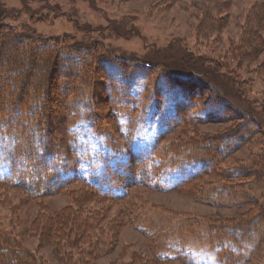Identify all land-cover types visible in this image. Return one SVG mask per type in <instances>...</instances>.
<instances>
[{
    "label": "rangeland",
    "instance_id": "1",
    "mask_svg": "<svg viewBox=\"0 0 264 264\" xmlns=\"http://www.w3.org/2000/svg\"><path fill=\"white\" fill-rule=\"evenodd\" d=\"M260 1L0 0V48L13 32L26 38L2 51L4 70L18 47L34 58H20L19 72L37 79L50 65L47 45L65 41L144 73L125 79L135 94L118 108L111 96L125 91L122 78L108 86L100 72L86 71L87 57H81V77L67 104L70 131L82 146L75 177L33 199L0 185V223L21 246L45 264H264L263 35L258 46L245 43L249 11ZM179 64L191 66L193 77ZM197 74L202 77L193 79ZM183 85L196 93L186 95L187 105H178L185 108L170 124L173 105L185 100ZM168 97L171 107L164 109ZM209 111L216 117L208 118ZM8 150L0 138V177ZM84 153L99 165L113 155L118 169L135 157L133 177L116 180L112 196L89 189L95 173L84 172L91 165ZM203 155L206 169L171 189L176 174L192 169L179 164ZM63 213L75 215L66 222L75 227L57 229L67 240L57 243L41 231L50 220L40 217Z\"/></svg>",
    "mask_w": 264,
    "mask_h": 264
},
{
    "label": "trees",
    "instance_id": "2",
    "mask_svg": "<svg viewBox=\"0 0 264 264\" xmlns=\"http://www.w3.org/2000/svg\"><path fill=\"white\" fill-rule=\"evenodd\" d=\"M247 26L248 39L247 37L245 38V43L254 46L262 44L259 36L263 35L262 37L264 38V0L255 3L251 7L247 19ZM250 33L252 35H249ZM3 35L5 34L3 33L2 27H0V45L5 40ZM8 37L10 43H7V41L4 42L5 47L0 48V55L3 50L14 48L15 44L21 46L26 42V38L15 32ZM39 41L46 45L48 44L46 41ZM62 42L63 44L59 45H47L45 48L48 51L46 58L50 61V65L47 69L46 67L43 69L42 75L37 79L32 77L31 73H25V69L23 74L19 72L20 58H34L31 54H26L27 56L20 54L18 47L4 60L3 64L9 65L10 69L4 70L3 67H0V138L9 147L6 157L7 171L3 174V177H0V185L6 184L7 186L9 183L11 187L23 191L31 199L48 196L62 186L67 185L75 177V174L72 173L77 169L78 163L80 165L79 154L82 146L70 131L67 104L78 78L81 77L80 70L83 68L81 57H87L85 60L87 61L89 70L86 71H93L94 74L95 72H100L102 79H105L108 86L111 83L118 84L119 82H115L117 77L122 78L121 82L124 84L125 91L121 96H116V99L114 98L115 96H111L112 102L118 108L121 107L120 101H125L127 98L132 99L133 96L131 93L135 94L132 84L126 82L125 79L130 77L134 80L136 76L144 75L136 65L132 63L126 65L119 63L120 61H112L109 53L98 52L96 50L97 48L89 49L81 46L80 48L65 41ZM28 50L32 51L33 47L28 48ZM38 57L40 56L35 54V59ZM179 68L181 72L190 74L189 78L193 77L190 72L193 69L191 66L179 64ZM200 76L202 77V75L197 74L193 79H197ZM30 85L31 87L27 88ZM182 87H185L186 90L180 87L179 92L180 94L182 92L185 93V100L173 105L170 111L171 117H173L172 120L170 118V124H175L172 121L179 117L177 110L185 108L178 105L182 103L187 105L189 98L186 95L196 93L192 86L183 85ZM31 91L33 92L32 94L30 93ZM170 107L171 102L168 97L164 109ZM113 113L117 116H124L121 111L116 109L113 110ZM207 117H216L215 111H209ZM66 120L67 127L65 128L63 124ZM157 140L158 137L156 138V143ZM213 155L216 156L215 154ZM82 157L89 160L91 164H89L90 166L88 168L84 169V172L86 174L95 173L92 176L94 179L92 182H89L90 187H85L94 189L104 196H112V192H115L118 185L116 180L120 177H133L129 175V168L135 163L134 160H137L135 157H133L134 159L131 158V160L129 158L130 164L129 166H127L128 164L124 166L125 171L122 172L123 168H116L119 160L114 162L116 158L113 155L103 160V165H99L93 161L89 153H84ZM199 158L201 160L191 156L189 159H186L187 163L179 164L180 169H183V165H192V169L186 175L176 174L179 178L171 189L177 185H182V183L189 182L192 178L199 175L202 170L206 169L209 158L204 155L199 156ZM135 170L136 167H133L134 173ZM99 175L104 178L100 179ZM171 182L174 183V180H171ZM55 216L53 219L43 216L40 217L41 219L46 218L50 220L48 223L43 221L41 231L51 237V240L54 239L57 241V243L58 241L60 242V239L67 241L62 237L60 238L63 232L57 229L60 228L64 231L66 230L64 227L67 229L74 228V223L69 228L66 222H68V218L73 219L75 215L63 213L55 214ZM82 228V231L88 232L89 230L86 225ZM18 238L17 234L4 228L0 223V264H45L35 254L21 246ZM65 238H67L66 235ZM173 248L181 252L182 257H190L188 253H182L175 246ZM167 260L170 259H164L163 261ZM71 264H73V260ZM192 264H195V262L193 261Z\"/></svg>",
    "mask_w": 264,
    "mask_h": 264
}]
</instances>
